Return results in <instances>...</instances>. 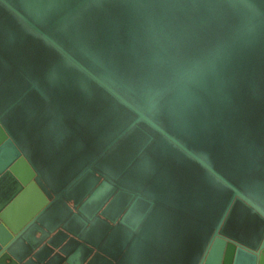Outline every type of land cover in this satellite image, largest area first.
Here are the masks:
<instances>
[{"label":"water","instance_id":"1","mask_svg":"<svg viewBox=\"0 0 264 264\" xmlns=\"http://www.w3.org/2000/svg\"><path fill=\"white\" fill-rule=\"evenodd\" d=\"M0 264H264V0H0Z\"/></svg>","mask_w":264,"mask_h":264}]
</instances>
